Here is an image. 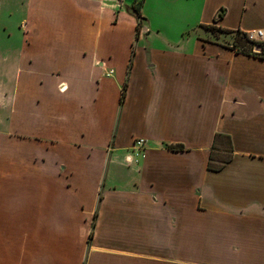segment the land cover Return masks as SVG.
<instances>
[{
    "label": "crops",
    "instance_id": "obj_1",
    "mask_svg": "<svg viewBox=\"0 0 264 264\" xmlns=\"http://www.w3.org/2000/svg\"><path fill=\"white\" fill-rule=\"evenodd\" d=\"M257 29L264 0H0V264H264Z\"/></svg>",
    "mask_w": 264,
    "mask_h": 264
},
{
    "label": "trees",
    "instance_id": "obj_2",
    "mask_svg": "<svg viewBox=\"0 0 264 264\" xmlns=\"http://www.w3.org/2000/svg\"><path fill=\"white\" fill-rule=\"evenodd\" d=\"M136 9L138 10V12L140 11V3H138L136 5ZM220 15H222V12L220 13ZM212 28L215 29L213 26H212ZM237 33L238 34H237L235 40L232 43V46L235 47V49L237 51L246 52V53L253 54L255 56H259V57L264 58V42L252 41V40H250L247 37L246 33H244V32L238 31ZM238 36H241L242 39L244 38L248 42H250L251 46L248 47V46H245L244 42H239L240 40H239ZM256 45H261V49L260 50H256L255 49ZM125 90H126V84H125V86L123 88V92H122V95H121V100H123L124 97H125ZM167 146L170 149H174V150H184L185 149V147L182 144H168ZM217 156H218L217 147L215 146V143H214V146L212 147V150H211V153H210L209 162H208V168L209 169L216 170V169L222 168V166L225 164V162L228 161V158H229V156H225L222 159H218ZM220 156L222 157V155H220Z\"/></svg>",
    "mask_w": 264,
    "mask_h": 264
},
{
    "label": "built area",
    "instance_id": "obj_3",
    "mask_svg": "<svg viewBox=\"0 0 264 264\" xmlns=\"http://www.w3.org/2000/svg\"><path fill=\"white\" fill-rule=\"evenodd\" d=\"M244 33H246L247 37L252 41L264 42V29H257ZM144 144H145L144 138H138L134 142V146L140 150L143 148Z\"/></svg>",
    "mask_w": 264,
    "mask_h": 264
},
{
    "label": "rangeland",
    "instance_id": "obj_4",
    "mask_svg": "<svg viewBox=\"0 0 264 264\" xmlns=\"http://www.w3.org/2000/svg\"><path fill=\"white\" fill-rule=\"evenodd\" d=\"M238 37H239V40H240L239 42H244L245 46H248V47L251 46V43L248 42L246 39H244V38L242 39L241 36H238Z\"/></svg>",
    "mask_w": 264,
    "mask_h": 264
},
{
    "label": "water",
    "instance_id": "obj_5",
    "mask_svg": "<svg viewBox=\"0 0 264 264\" xmlns=\"http://www.w3.org/2000/svg\"><path fill=\"white\" fill-rule=\"evenodd\" d=\"M255 49L256 50H260L261 49V45H256Z\"/></svg>",
    "mask_w": 264,
    "mask_h": 264
}]
</instances>
